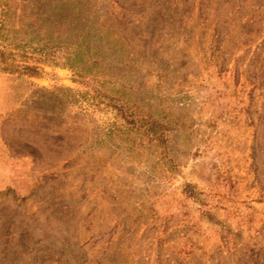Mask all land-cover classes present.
Segmentation results:
<instances>
[{
    "label": "rangeland",
    "instance_id": "rangeland-1",
    "mask_svg": "<svg viewBox=\"0 0 264 264\" xmlns=\"http://www.w3.org/2000/svg\"><path fill=\"white\" fill-rule=\"evenodd\" d=\"M0 28L41 68L0 73V264H264V0H0Z\"/></svg>",
    "mask_w": 264,
    "mask_h": 264
},
{
    "label": "trees",
    "instance_id": "trees-1",
    "mask_svg": "<svg viewBox=\"0 0 264 264\" xmlns=\"http://www.w3.org/2000/svg\"><path fill=\"white\" fill-rule=\"evenodd\" d=\"M3 30L0 28V31ZM3 38L0 36V73L3 74H17L20 76L28 75L30 77H39L41 68L37 66H30L28 64H19L16 62L17 55L10 50V46H3ZM19 48V46H17ZM16 47V48H17Z\"/></svg>",
    "mask_w": 264,
    "mask_h": 264
}]
</instances>
